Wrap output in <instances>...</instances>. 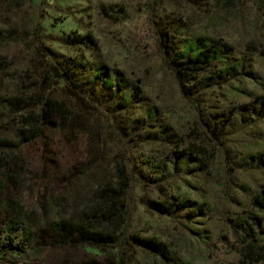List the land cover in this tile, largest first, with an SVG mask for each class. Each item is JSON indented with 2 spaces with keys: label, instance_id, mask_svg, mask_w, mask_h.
I'll return each instance as SVG.
<instances>
[{
  "label": "rangeland",
  "instance_id": "1",
  "mask_svg": "<svg viewBox=\"0 0 264 264\" xmlns=\"http://www.w3.org/2000/svg\"><path fill=\"white\" fill-rule=\"evenodd\" d=\"M199 37L219 39L228 59L218 83L200 89L199 76L186 95L175 52ZM47 71L50 97L74 115L69 124L51 117L55 126L18 151L0 150V181L11 161L18 179L0 201L35 210L41 221L40 207L73 215L127 165V237H154L172 259H134L132 240L60 247L44 228L24 251L0 253V264H116L122 255V264H250L243 246L264 244V212L253 206L264 186V0H0V91L26 96ZM20 122L0 127V140H14ZM189 144L212 157L186 156L179 146ZM158 158L169 166L154 181L147 165ZM6 224L0 214V231Z\"/></svg>",
  "mask_w": 264,
  "mask_h": 264
},
{
  "label": "trees",
  "instance_id": "2",
  "mask_svg": "<svg viewBox=\"0 0 264 264\" xmlns=\"http://www.w3.org/2000/svg\"><path fill=\"white\" fill-rule=\"evenodd\" d=\"M165 39L169 41L171 34L166 31ZM168 52L174 54L173 46L168 44ZM184 50H177L178 76L183 92L189 95V87L186 83L194 81L195 78L203 76L205 86L200 89H207L210 83H218L223 77L222 65L225 56V46L221 45L219 39L199 37L193 43L184 44ZM178 49H181L178 47ZM53 76L61 79L63 73L57 66L50 65ZM230 72L231 69H228ZM101 78L100 75L97 76ZM204 82V81H203ZM53 80L48 71L46 78L40 85L28 86L25 89L26 96H13L0 91V127L5 123L20 117L21 129L18 130L14 140H0V150L18 151L27 144H31L43 136L46 124L55 126L56 122L51 117H61L63 124H69L72 118V111L66 103L50 97ZM77 98L90 104L78 92L69 88ZM26 107V103H32ZM31 105V106H30ZM75 124V122H73ZM73 132H71L72 134ZM180 151L186 156L194 157L202 155L207 161L212 157L207 150L196 144H189L188 147L179 146ZM13 161L3 167L0 181V193L4 191L7 183L12 179H18L12 173ZM151 175H155L154 181L160 179L158 173L165 175L169 161L158 158L157 161L147 165ZM132 176L127 165H119L116 174L112 179L101 185L87 200H82V205L77 207L78 213L73 215L64 214L62 208L56 206L40 207L46 215L40 220V215L35 210L28 211L24 206L11 199L0 201V214L6 217L7 224L3 231H0V253L12 254L27 249L25 241L40 229H47L54 242L60 246L76 247L80 245L102 246H126L132 240V253L135 256L139 252L159 254L164 262L171 260L172 255L169 248L154 237L144 238L140 236L127 237V220L129 218L128 193L132 187ZM81 204V203H80ZM162 210L171 211L166 204L154 202ZM253 206L259 212H264V186L260 193L253 200ZM77 215V216H75ZM258 219V218H257ZM20 239V240H19ZM36 241V240H35ZM243 258L250 264H264V244L249 243L241 250ZM123 255L116 264H122ZM30 264V263H26Z\"/></svg>",
  "mask_w": 264,
  "mask_h": 264
}]
</instances>
